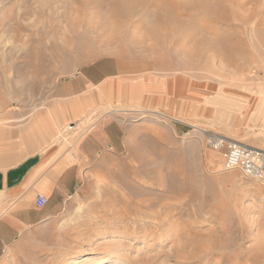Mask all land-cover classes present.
Returning <instances> with one entry per match:
<instances>
[{"label":"rangeland","instance_id":"obj_1","mask_svg":"<svg viewBox=\"0 0 264 264\" xmlns=\"http://www.w3.org/2000/svg\"><path fill=\"white\" fill-rule=\"evenodd\" d=\"M200 1L0 0V155L46 116L69 169L59 213L0 264H264V182L200 130L264 147V0ZM103 57L120 62L111 92L69 89Z\"/></svg>","mask_w":264,"mask_h":264},{"label":"crops","instance_id":"obj_2","mask_svg":"<svg viewBox=\"0 0 264 264\" xmlns=\"http://www.w3.org/2000/svg\"><path fill=\"white\" fill-rule=\"evenodd\" d=\"M121 72L117 58L103 57L81 68L68 86L73 92L90 86L98 91L111 92L118 85L115 80L121 77ZM84 109L86 105L73 110L81 112ZM47 118L44 116L35 122L29 137L23 136L12 145L8 143L6 150L1 152L0 255L17 245L27 229L37 227L59 213L58 206L50 208L52 199L67 194L69 179L65 177L69 169H62L61 159H56L55 142H51L55 133L53 127L48 126ZM39 193L48 198L44 207L36 203Z\"/></svg>","mask_w":264,"mask_h":264},{"label":"built area","instance_id":"obj_3","mask_svg":"<svg viewBox=\"0 0 264 264\" xmlns=\"http://www.w3.org/2000/svg\"><path fill=\"white\" fill-rule=\"evenodd\" d=\"M206 145L223 157L227 170L240 169L246 177L264 182V148L227 137L211 129H200ZM48 198L39 193L36 203L44 207Z\"/></svg>","mask_w":264,"mask_h":264},{"label":"bare ground","instance_id":"obj_4","mask_svg":"<svg viewBox=\"0 0 264 264\" xmlns=\"http://www.w3.org/2000/svg\"><path fill=\"white\" fill-rule=\"evenodd\" d=\"M199 2H201L200 0H199ZM205 2V1H204ZM120 4V6L119 7H122V8H120V9H125L124 11H127V13L128 12H130L131 10H132V8H133V3H131L130 1H122V4L121 3H119ZM136 4V3H135ZM201 4V3H200ZM203 4H205V3H203ZM124 7V8H123ZM190 8V7H189ZM188 8V9H189ZM192 8H194L195 10L194 11H197V10H199V11H201V10H204V11H211V8L209 7V5L207 6V5H198L197 3L195 4L194 3V6L192 7ZM119 9V8H118ZM197 9V10H196ZM191 10V9H190ZM119 12V11H118ZM218 12V11H217ZM119 14H121V13H119ZM213 15V14H212ZM253 15V14H252ZM253 23V22H252ZM165 25V24H164ZM166 27V26H165ZM158 29V27H155V29L154 30H157ZM260 38V37H259ZM201 40V39H200ZM224 43V44H223ZM229 44V43H228ZM225 42H222V45H221V48H222V50H226L225 49ZM227 46V45H226ZM260 46V45H259ZM261 46H262V48H261ZM260 46V48H261V50L262 51H264V42H263V45H261ZM215 47V46H214ZM218 48V47H217ZM227 48V47H226ZM235 49V48H234ZM233 49V50H234ZM241 49V48H240ZM217 50V49H216ZM261 51V52H262ZM239 53V52H238ZM232 56V55H231ZM233 58V57H232ZM103 80V79H102ZM74 123H71L70 125H73ZM264 138V137H263ZM144 179V178H143ZM185 181V180H184ZM159 184H161L162 186L165 184L164 183V181L162 182L161 181V183L159 182ZM152 186V185H151ZM160 187V186H159ZM161 189H163V188H161ZM128 199V198H127ZM141 200L139 199V201L138 202H140ZM160 202V201H159ZM138 204H140V203H138ZM153 204V203H152ZM173 204V203H172ZM171 203H168V204H159V206H157L158 208H156L155 207V210H154V208H153V210L154 211H151L150 210V208L148 209V210H150V212H148L149 213V215L150 216H153V217H156V216H158V215H160V216H162V214H168V213H170V211H172V209H173V211H174V209H176V208H178V207H176V204H174V205H172ZM187 204V203H186ZM178 205V204H177ZM137 206H139V205H137ZM152 206V205H151ZM178 206H180V205H178ZM183 206V205H182ZM181 208V207H180ZM137 209V208H136ZM137 211V210H136ZM176 212V211H175ZM165 214V215H166ZM172 214V213H171ZM165 215H164V217H165ZM172 216V218H170V217H168V218H164V220H162V221H165L164 223H167L168 221L169 222H174L175 220H180L179 218L181 217L180 216V214H172L171 215ZM190 216H192V215H190ZM174 219V220H173ZM155 223V222H154ZM195 223V222H194ZM157 224H158V222H157ZM156 224V226L155 227H157L158 225ZM155 225V224H154ZM161 225V224H160ZM184 226V225H183ZM158 228V227H157ZM176 228V227H175ZM155 229V228H154ZM184 229V228H183ZM221 236V235H220ZM93 243H96V244H98V243H103V240L102 239H99V238H96L94 241H93ZM214 245V244H213ZM216 245V244H215ZM216 247V246H215ZM206 248V247H205ZM218 250V249H217ZM192 251V250H191ZM112 258H113V255L112 254H109V255H106V256H100L99 257V259H98V261L97 262H95V259H96V256L95 255H90V256H88V257H86V258H82V259H72L71 261H69L68 262V264H106V263H108L109 261H111L112 260ZM208 258V257H207ZM218 263V262H217ZM246 264V263H245Z\"/></svg>","mask_w":264,"mask_h":264}]
</instances>
